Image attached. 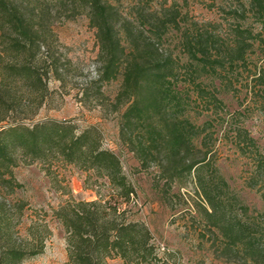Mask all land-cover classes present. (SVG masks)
I'll use <instances>...</instances> for the list:
<instances>
[{"label":"trees","instance_id":"trees-1","mask_svg":"<svg viewBox=\"0 0 264 264\" xmlns=\"http://www.w3.org/2000/svg\"><path fill=\"white\" fill-rule=\"evenodd\" d=\"M252 3L264 25V0ZM80 13L95 30L99 52L96 76L78 90L79 102L110 106L119 113L120 141L143 170L156 166L165 183L157 190L164 198L174 184L193 177L196 195L205 204L206 223L216 229L224 250L243 252L242 264H264V151L244 127L229 123L236 151L251 159L247 185L257 189L262 201L259 210L251 209L232 196L230 186L212 168L215 126L208 120L197 124L188 114L201 103L223 106L215 87L207 90L201 82L202 71L217 62H209L201 38L186 40L189 64L184 70L192 88H181V68L160 48L177 24L175 18L156 19L143 11L126 18L110 0H0V264H22L36 257L52 233L46 222L35 221L24 240L15 238L25 204H11L7 196L22 188L13 173L20 164L41 165L59 189L64 182L52 175V167L70 165L88 175L86 186L96 188V200L69 196L53 211L65 233L67 264H107L114 257L124 264L158 261L147 226L128 218L127 206L136 193L118 157L103 148L100 132L95 127L79 130L71 120L34 122L57 92L50 82L64 90L72 66L60 50L54 27ZM119 78L111 102L103 88ZM256 79L262 85L264 73ZM102 187L109 190L108 196Z\"/></svg>","mask_w":264,"mask_h":264},{"label":"rangeland","instance_id":"rangeland-1","mask_svg":"<svg viewBox=\"0 0 264 264\" xmlns=\"http://www.w3.org/2000/svg\"><path fill=\"white\" fill-rule=\"evenodd\" d=\"M110 1L126 18L132 19L141 11L156 19L175 18L177 24L168 31L160 48L166 55H172L181 68L178 79L181 88H192L189 72L184 70L189 60L183 44L186 40L189 43H194L195 39L203 40L209 62L217 64L210 63L202 71L201 82L207 90L212 91L215 87V95L223 106L215 108L201 103L198 108L193 106L188 114L197 124L208 120L215 126L211 129L214 132L212 168H217L218 175L230 186L232 196L249 208L259 210L262 207L260 195L257 189L247 185L253 173L251 159L236 151L232 129L228 126L232 123V128L244 127L264 151V80L259 85L256 79L264 73V25L259 23L252 0ZM54 30L60 50L72 66L64 90L58 89V82H50V89L57 92L38 112L34 122L71 120L79 130L95 127L100 132L103 148L118 157L123 173L134 188L136 195L127 206L128 218L145 224L151 232L158 260L153 264H242L246 255L237 250L225 251L216 229L206 223L202 211L205 204L196 195L193 177L174 184L164 198L157 190L158 186L160 189L165 187V183L159 179L156 166L143 170L120 141L119 113H114L110 106L102 108L94 103L84 105L79 102L78 90L95 78L98 66V43L87 15L80 13L73 19H64ZM120 83L119 78L103 88L111 102ZM13 173L22 188L8 195L7 200L11 204H25L23 217L15 228V238L18 242L24 240L27 227L35 221L46 222L52 232L42 253L22 264H67L65 233L53 217V211L69 196L87 202L96 200V188L86 186L88 175L70 165L55 164L52 167V175L63 180V189L52 185L39 164H20ZM101 192L109 195L106 188L102 187ZM261 226L264 248V220ZM107 264L124 262L114 257L108 259Z\"/></svg>","mask_w":264,"mask_h":264}]
</instances>
